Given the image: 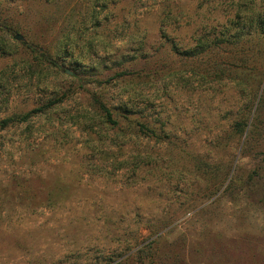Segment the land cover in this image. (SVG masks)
Returning <instances> with one entry per match:
<instances>
[{"label": "rangeland", "instance_id": "374dc122", "mask_svg": "<svg viewBox=\"0 0 264 264\" xmlns=\"http://www.w3.org/2000/svg\"><path fill=\"white\" fill-rule=\"evenodd\" d=\"M35 109L0 264H264V0H0V121Z\"/></svg>", "mask_w": 264, "mask_h": 264}, {"label": "trees", "instance_id": "16d2710c", "mask_svg": "<svg viewBox=\"0 0 264 264\" xmlns=\"http://www.w3.org/2000/svg\"><path fill=\"white\" fill-rule=\"evenodd\" d=\"M55 66L57 67L58 64L56 63ZM53 104H50V106H52ZM98 104L101 109V112L103 113L106 119V122L112 124L113 126H117L118 122L114 120V115L112 111L103 102H98ZM42 112H44V109H35L34 111L25 115H14L12 117H9L5 120L0 121V130L7 129L11 125L26 123L29 121L30 118L38 114H41Z\"/></svg>", "mask_w": 264, "mask_h": 264}, {"label": "water", "instance_id": "95a60500", "mask_svg": "<svg viewBox=\"0 0 264 264\" xmlns=\"http://www.w3.org/2000/svg\"><path fill=\"white\" fill-rule=\"evenodd\" d=\"M17 40H22V36L21 35H17Z\"/></svg>", "mask_w": 264, "mask_h": 264}]
</instances>
